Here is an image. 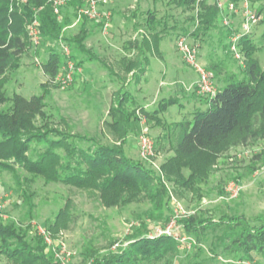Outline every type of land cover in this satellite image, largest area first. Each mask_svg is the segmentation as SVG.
Returning a JSON list of instances; mask_svg holds the SVG:
<instances>
[{
	"label": "rangeland",
	"instance_id": "rangeland-1",
	"mask_svg": "<svg viewBox=\"0 0 264 264\" xmlns=\"http://www.w3.org/2000/svg\"><path fill=\"white\" fill-rule=\"evenodd\" d=\"M252 1L263 13L251 35L258 45L255 56L264 70V0ZM100 4L103 6L102 0ZM78 6L68 2L61 8L64 36H79L84 25L88 34L85 44L98 59L82 60L86 56L62 39L81 68L73 83L62 89L56 75H50L43 63L51 49H56L61 53L59 71L66 67L60 41L31 44L19 63L0 76V110L12 108L20 96L35 103L27 105L25 114L37 127L87 135L106 145L124 141L126 154L161 177L166 192L158 203L159 198L152 199L146 192L103 191L97 186L32 179L27 169L17 166V177L0 171V222L26 231V239L33 245L40 237L52 264H94L104 254L126 247L132 238L153 236L172 222L175 235L185 240H178V248L162 258L141 264H190L198 249L203 252L198 259L214 264L263 263L256 254L253 259H239L223 253V245L217 240L220 230H208L201 239L187 234L184 220L194 217L207 223L224 215L249 219L264 216V140L232 146L217 156L180 155L177 145L184 131L177 123L191 119L194 110H205L209 97L199 95L195 84L188 88L177 81L166 87L161 82L176 79L171 78L174 73L170 71L176 67L189 70L192 79L198 77L177 49L180 35L200 43L201 61L215 72L217 90L231 74L245 77L241 62L228 53L227 30L218 19L216 26L193 35L199 27L196 12L177 0H108L105 6L112 16L107 32L102 23L79 17ZM150 14L158 22L155 29L146 22ZM142 40L141 47L131 46ZM144 55L152 56L147 74L151 87L140 93L136 76L129 70L137 71L139 64L146 69L149 61ZM219 65L224 69L219 71ZM145 98L150 102L148 108ZM171 98L175 102L168 104ZM143 133L155 143L154 154L147 159L140 155L139 137ZM230 181L242 186L235 198H228L226 193ZM0 264L21 263L1 255Z\"/></svg>",
	"mask_w": 264,
	"mask_h": 264
},
{
	"label": "trees",
	"instance_id": "trees-1",
	"mask_svg": "<svg viewBox=\"0 0 264 264\" xmlns=\"http://www.w3.org/2000/svg\"><path fill=\"white\" fill-rule=\"evenodd\" d=\"M177 1L182 6L195 8V0ZM69 5L80 7L81 1H69ZM35 17L39 20L43 43L68 40L80 55L86 56L82 60L98 59L85 44L88 34L84 25L79 36H64V20L58 17L48 0H27L21 6L13 0H0V76L17 65L30 48L27 28ZM198 17L199 27L192 33L195 36L201 30L206 32L216 26L219 11L203 0ZM191 19L194 21L195 17L191 16ZM146 22L151 29L158 24L154 21V14H150ZM240 44L246 62L245 77L231 74L227 83L208 98L205 110H194L191 119L177 123L184 131L177 145L180 155L186 158L198 153L217 156L232 146H244L255 139L264 140V70L255 56L258 45L252 35L243 36ZM70 58L75 60L76 55L70 54ZM43 63L46 71L55 76L62 63L61 53L51 49ZM138 66L133 76L138 77L144 72L141 64ZM31 102L16 96L12 108L0 110V171L7 170L17 177L18 166L27 169L32 179L43 177L47 182L77 187L97 186L103 191L146 192L152 199L166 192L161 177L126 154L124 141L118 145H106L87 135L37 127L25 114L27 105L35 104ZM172 102L175 99H169L168 104ZM117 110H121L120 105ZM157 200L162 202V198ZM184 228L187 234L200 239L208 230H220L217 240L223 245V253L234 254L239 259H253L255 254L260 255L263 259L261 264H264V216L249 219L245 215H224L218 221L208 220L207 223L191 217L184 220ZM26 237V231L0 222V256L21 264H52L43 240L39 237L38 243L33 245ZM177 244L178 241L167 234L139 235L132 238L126 247L95 259L94 264L150 262L177 249ZM202 253L198 249L190 264H214L210 260L198 259Z\"/></svg>",
	"mask_w": 264,
	"mask_h": 264
},
{
	"label": "built area",
	"instance_id": "built-area-1",
	"mask_svg": "<svg viewBox=\"0 0 264 264\" xmlns=\"http://www.w3.org/2000/svg\"><path fill=\"white\" fill-rule=\"evenodd\" d=\"M18 6L27 3V0H13ZM61 18V8L65 6L71 0H48ZM81 1V5L78 9L79 17H86L90 20L98 21L102 23L104 32H107L111 27V11L105 6L108 0H102L103 6L100 4V0H78ZM203 0H195V12L197 23H199L198 14L201 10V4ZM209 4H213L219 11V21L221 25L228 32L229 47L228 53H230L236 60L241 62V65L245 68V56L242 51L240 40L243 36L251 35L254 32V28L259 25L263 19V13L259 10V5H254L252 0H207ZM13 8V7H12ZM28 36L31 44L37 46L41 42V35L39 30V20L35 17L28 25ZM63 53L66 55V67L56 74V82L60 88L65 89L70 86L75 78V75L81 72V68L76 65V62L70 58V50L68 45L62 39H59ZM176 46L181 54L183 61L193 69L198 76L195 83V91L202 96H208L209 98L214 96L217 89L215 87V72L205 65L201 61V45L196 40H189L185 35H180L177 38ZM140 155L142 158L147 159L154 154L155 143L153 139L143 133L139 137ZM242 190V186L236 181H230L226 187V193L228 198H235ZM1 202H0V214H1ZM174 222L170 223L164 229H157L155 235L167 234L174 237L177 241L180 240L175 235L172 229ZM185 240L182 237L180 241ZM248 264H255L250 263Z\"/></svg>",
	"mask_w": 264,
	"mask_h": 264
},
{
	"label": "crops",
	"instance_id": "crops-1",
	"mask_svg": "<svg viewBox=\"0 0 264 264\" xmlns=\"http://www.w3.org/2000/svg\"><path fill=\"white\" fill-rule=\"evenodd\" d=\"M57 41V40H56ZM56 41H54V42H56ZM140 42V41H139ZM144 42H143V40L140 42V43H132V45L131 46H133V47H135L136 45L138 46L139 45V47H141V44H143ZM143 53V52H142ZM148 55H144L143 57H145V59L147 60V61H149L148 63H147V65H146V69H144L143 68V66H142V68L144 69V75L143 76H136V78H135V83H137V85L139 86V88L141 89V91H140V93L141 92H143L144 93V91L147 89H149L151 86H150V82H149V80H147V74H148V71H149V65H150V63H151V59H152V56H150V59L147 57ZM97 57V56H96ZM98 58V57H97ZM66 61V60H65ZM221 61H220V59L218 60V63H220ZM219 68H218V70L220 71L222 68L224 69V66L223 65H219L218 66ZM192 70V69H191ZM171 72H173L174 73V75L171 77L172 79L174 78V77H176V79H173V80H171V82H169V81H165L164 79L161 81L164 85H166V87H168L169 85H171V84H173V83H175V82H177V81H179V82H183V83H185L186 85H187V87L188 88H191L192 87V85H194L195 83H196V81H197V79H198V77H196V78H191L192 77V75L190 74V72H189V70H187V71H182L180 68H173L172 70H170ZM170 71L168 70V71H166L165 73L166 74H168V73H170ZM193 71V70H192ZM129 72H131V74L133 75V73L135 72V69H133V70H129ZM168 72V73H167ZM194 72V71H193ZM165 78V77H164ZM139 93V94H140ZM138 98V97H137ZM136 98V99H137ZM145 100V106L148 108V106H150V102H147V100H146V98L144 99ZM144 101L142 100L141 101V103H143ZM188 106H189V104H187ZM184 106V105H183Z\"/></svg>",
	"mask_w": 264,
	"mask_h": 264
}]
</instances>
